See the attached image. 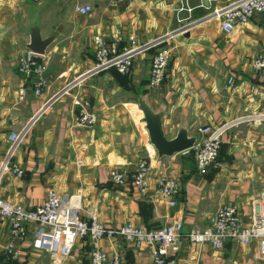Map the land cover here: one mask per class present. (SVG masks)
<instances>
[{
  "label": "crops",
  "instance_id": "obj_1",
  "mask_svg": "<svg viewBox=\"0 0 264 264\" xmlns=\"http://www.w3.org/2000/svg\"><path fill=\"white\" fill-rule=\"evenodd\" d=\"M90 3L92 10L79 13L75 5ZM223 0H0V164L8 142L6 135L29 125L12 160L23 169L21 177L7 172L0 178V198L28 208L43 202L47 190L68 194L81 216L95 210L109 227L131 220L156 228L181 219L183 228L172 256L177 264H264L254 244L228 240L215 249L210 244H191L186 237L193 228L205 227L211 213L227 204L246 213L251 200L264 189V75L251 60L264 53V11L225 34L211 14ZM41 35L56 30L42 60L45 83L34 91L36 74L17 70L18 57L26 49L29 30ZM118 37L120 45L158 36L172 47L165 76L158 87H148L151 55L155 48L137 54L126 75L114 68L93 72L92 36ZM162 43V44H163ZM229 75L233 85L224 89ZM75 95L87 97L97 114L91 126L77 125ZM140 101L159 112L168 137L179 127L198 136L201 125L230 124L222 134L219 167L199 173L188 152L157 157L153 145L139 138ZM141 112L138 115L137 111ZM142 136V135H141ZM140 158L151 167L145 193L131 184L109 181V170L118 166L130 173ZM161 172L179 183L174 206L155 193ZM33 227L17 245L16 264H51L49 254L31 247ZM10 240L7 224L0 221V264H10L5 249ZM107 253L118 252L121 264H153L152 246L136 248L121 238L99 242ZM90 244L79 239L61 264H89ZM15 260V259H14Z\"/></svg>",
  "mask_w": 264,
  "mask_h": 264
},
{
  "label": "built area",
  "instance_id": "obj_2",
  "mask_svg": "<svg viewBox=\"0 0 264 264\" xmlns=\"http://www.w3.org/2000/svg\"><path fill=\"white\" fill-rule=\"evenodd\" d=\"M130 1L133 0H110L112 3ZM223 1L222 5L212 9L211 14L217 17L219 27L225 34L230 33L236 24L249 21L255 12L264 11V0ZM75 10L82 14L88 13L92 10V5L90 3L77 4ZM164 40L165 37L158 36L137 43L135 37L129 35V43L120 45L118 37H112L109 40L102 33L96 32L91 40L94 63L89 70L98 72L114 68L121 73H128L134 57L154 47L147 86L158 87L165 76L172 51L170 45L163 43ZM43 55L26 48L18 57L17 62L19 72L36 74L34 86L36 94L40 92L45 83L43 76L45 62L40 58ZM251 65L264 75V53L259 52L254 55ZM233 83L234 76L229 75L224 89L230 88ZM72 101L78 106L75 116L76 124L94 125L97 121V114L89 99L82 95H75ZM252 118L255 122H261L264 119V113L258 112ZM246 119L247 117H239L217 126L205 124L197 128L198 136L189 150L192 151L194 165L199 173L205 174L211 166L219 167L217 157L223 132L230 124ZM28 129L29 125L24 124L18 130H11L7 133L8 147L0 164V178L5 172L18 178L23 175V169L12 158ZM150 171L149 163L144 158H140L135 169L130 173L123 172L118 166L111 167L109 181L117 185L129 183L140 193H145L150 180ZM179 190V183L173 175L161 172L156 177L155 193L162 197L168 206L176 204ZM70 198L68 194H59L56 190L49 189L43 202L32 208L0 198V221L7 224L10 233V240L5 246L9 257L15 260L19 258L20 252L17 245L26 238V229L30 224L33 227L31 247L36 251L47 252L51 264H61L69 256L79 239L89 241V264H121L118 252L109 254L100 246L99 242L104 238H121L136 248L148 244L152 246L153 264H177L172 251L182 233L181 219H172L156 228H146L131 220H126L118 227H109L98 219L95 210L88 212L87 216H81L79 207ZM186 237L191 244L207 243L215 249L223 248L228 240L236 244H254L258 258L263 260L264 189L255 199L251 200L246 213L240 211L239 205H223L211 213L205 227L190 229Z\"/></svg>",
  "mask_w": 264,
  "mask_h": 264
},
{
  "label": "water",
  "instance_id": "obj_3",
  "mask_svg": "<svg viewBox=\"0 0 264 264\" xmlns=\"http://www.w3.org/2000/svg\"><path fill=\"white\" fill-rule=\"evenodd\" d=\"M58 29L59 26L56 30ZM56 30L43 37L39 27L32 25L29 30V40L26 43V48L37 54H44L47 46L55 37ZM138 107L142 112L141 121L144 122L148 141L153 145L157 157L172 156L176 152L189 151L196 139V135L189 134L186 127H179L173 136L168 137L163 129L161 114L153 111L144 101H140Z\"/></svg>",
  "mask_w": 264,
  "mask_h": 264
},
{
  "label": "rangeland",
  "instance_id": "obj_4",
  "mask_svg": "<svg viewBox=\"0 0 264 264\" xmlns=\"http://www.w3.org/2000/svg\"><path fill=\"white\" fill-rule=\"evenodd\" d=\"M129 73V72H128ZM153 88V87H152ZM137 113H138V115H141V112L138 110L137 111ZM140 121V119H138L137 118V126H138V134L140 133V136H139V138L140 139H142L144 142H147L146 140H147V137H146V135L147 134H145L144 132H143V124L141 123V122H139ZM142 135V136H141Z\"/></svg>",
  "mask_w": 264,
  "mask_h": 264
},
{
  "label": "trees",
  "instance_id": "obj_5",
  "mask_svg": "<svg viewBox=\"0 0 264 264\" xmlns=\"http://www.w3.org/2000/svg\"><path fill=\"white\" fill-rule=\"evenodd\" d=\"M114 71H116L117 74H122V75H126L127 74V73H121V72L117 71L116 69H114ZM187 156L188 157L190 156L191 160L193 161L192 151L191 150L188 151V155ZM9 263L10 264H16V260H14V259L9 257Z\"/></svg>",
  "mask_w": 264,
  "mask_h": 264
}]
</instances>
